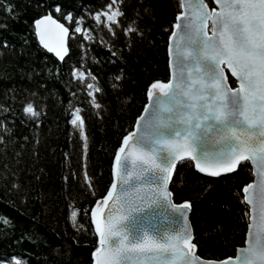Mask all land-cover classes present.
I'll list each match as a JSON object with an SVG mask.
<instances>
[{"label": "trees", "instance_id": "1", "mask_svg": "<svg viewBox=\"0 0 264 264\" xmlns=\"http://www.w3.org/2000/svg\"><path fill=\"white\" fill-rule=\"evenodd\" d=\"M9 2L18 16L9 18L0 9V122L10 130L0 127V264H14L15 259L21 264H92L98 237L89 210L111 185L115 150L148 103L147 86L170 77L168 36L178 11L176 0H124L122 23L141 11L139 23L145 30L144 39L131 41L118 28L111 35L92 18L91 12L105 0ZM54 4L61 12L49 7ZM143 7L150 8V16L143 15ZM47 12L71 31L63 61L44 49L34 33V20ZM68 13L72 21L64 19ZM81 16L82 27L91 29V41L73 31V21ZM73 68L97 77L102 92L95 95L102 111L88 103L85 84L71 76ZM85 81L92 82L87 76ZM113 84L119 87L114 90ZM29 101L42 110L38 121L22 112ZM75 107L85 120L86 153L79 131L69 123ZM177 168L180 180L171 190L175 202L191 203L197 254L206 259L234 256L247 229L238 193L252 179L248 169L209 177L187 163ZM73 210L77 225L84 228L73 227Z\"/></svg>", "mask_w": 264, "mask_h": 264}, {"label": "snow or ice", "instance_id": "2", "mask_svg": "<svg viewBox=\"0 0 264 264\" xmlns=\"http://www.w3.org/2000/svg\"><path fill=\"white\" fill-rule=\"evenodd\" d=\"M176 4L178 11L168 36L170 78L147 86L148 103L136 117L133 131L123 136L115 150L111 185L89 210L98 237L92 264H264V0H212L213 7L208 0H176ZM123 5L124 0H105L91 16L113 36L118 28L128 41L144 39L141 11H135L124 24ZM49 7L61 12L59 4ZM0 9L9 18L18 16L9 0H0ZM142 12L151 15L148 7ZM64 19L72 21V13ZM83 20L81 16L73 21V31L91 41V29L82 27ZM33 23L43 48L65 60L64 38L69 28L51 12ZM3 46H8L7 41ZM225 69L234 78L231 85ZM71 76L85 84L88 103L102 111L104 106L95 95L102 92L97 77L75 68ZM86 76L92 82H86ZM118 87L113 84L114 90ZM81 111L75 107L69 123L79 131L86 153L88 138ZM22 112L33 121L42 115L31 101ZM0 127L5 133L10 131L2 122ZM178 162L209 177L248 169L252 179L238 193L245 207L247 232L244 246L237 247L234 256L206 259L196 255L187 220L191 203L186 199L174 202L169 187L180 180ZM85 179H89L86 172ZM157 209L164 210L163 227L153 222ZM77 214L73 210L71 218L79 230L84 225H77ZM3 222L9 223L6 218ZM14 264L21 261L15 259Z\"/></svg>", "mask_w": 264, "mask_h": 264}, {"label": "water", "instance_id": "3", "mask_svg": "<svg viewBox=\"0 0 264 264\" xmlns=\"http://www.w3.org/2000/svg\"><path fill=\"white\" fill-rule=\"evenodd\" d=\"M212 1V0H211ZM209 3V2H208ZM213 5V4H212ZM214 6V5H213ZM213 6H211L210 4H209V7H213ZM54 17V16H53ZM54 19H56V20H58L60 23H62V24H64L65 25V27H67L68 28V26L65 24V23H63L62 21H60L59 19H57L56 17H54ZM70 34H71V31H70V29H69V34L68 35H66L65 36V38H64V40H65V46L68 48V52H69V46H68V42H69V37H70ZM38 39V38H37ZM56 39H57V37L55 36V35H53L52 37H51V40H52V42L53 43H55V41H56ZM39 41V40H38ZM41 45V44H40ZM42 46V45H41ZM43 47V46H42ZM45 49V48H44ZM47 50V49H46ZM53 54V53H52ZM68 54V53H67ZM66 54V55H67ZM54 55V54H53ZM55 56V55H54ZM66 57V56H65ZM58 59V58H57ZM170 70V69H169ZM225 72H226V75H228V77H229V84L231 85V82H230V79H234V78H232L231 77V75H230V73L228 72V70L227 69H225ZM170 78V77H169ZM234 86V85H233ZM179 163V162H178ZM178 165V164H177ZM175 174V173H174ZM169 187H170V189H171V183H170V185H169ZM175 202V201H174ZM163 214H164V210L163 209H157L156 210V213H154V216L156 217V219L153 221L154 223H156L158 226H160V227H163V226H165V224H166V222L165 221H163V219H162V217H163ZM190 216H191V207H190V209H189V211H188V215H187V220H188V223L190 224V226H191V230H192V236H193V239H194V231H193V227H192V224H191V220H190ZM246 232H247V229H246ZM245 237H246V233H245ZM244 246V244L242 245V246H240V247H243ZM195 253H196V255H198L197 254V248L195 249Z\"/></svg>", "mask_w": 264, "mask_h": 264}, {"label": "bare ground", "instance_id": "4", "mask_svg": "<svg viewBox=\"0 0 264 264\" xmlns=\"http://www.w3.org/2000/svg\"><path fill=\"white\" fill-rule=\"evenodd\" d=\"M174 199V198H173ZM175 201V200H174ZM177 203V202H176Z\"/></svg>", "mask_w": 264, "mask_h": 264}]
</instances>
